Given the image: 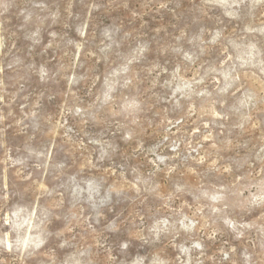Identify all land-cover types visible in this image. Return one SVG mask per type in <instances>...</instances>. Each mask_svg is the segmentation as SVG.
Instances as JSON below:
<instances>
[{
    "label": "rangeland",
    "instance_id": "obj_1",
    "mask_svg": "<svg viewBox=\"0 0 264 264\" xmlns=\"http://www.w3.org/2000/svg\"><path fill=\"white\" fill-rule=\"evenodd\" d=\"M0 264H264V0H0Z\"/></svg>",
    "mask_w": 264,
    "mask_h": 264
}]
</instances>
